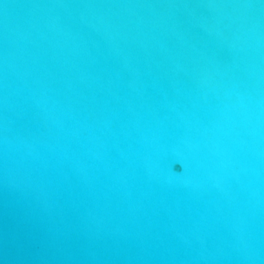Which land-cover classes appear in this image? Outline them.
Instances as JSON below:
<instances>
[{"label": "water", "instance_id": "95a60500", "mask_svg": "<svg viewBox=\"0 0 264 264\" xmlns=\"http://www.w3.org/2000/svg\"><path fill=\"white\" fill-rule=\"evenodd\" d=\"M0 264H264V0H0Z\"/></svg>", "mask_w": 264, "mask_h": 264}]
</instances>
